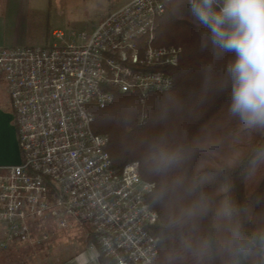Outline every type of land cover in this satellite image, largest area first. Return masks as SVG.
<instances>
[{
	"label": "built area",
	"instance_id": "1",
	"mask_svg": "<svg viewBox=\"0 0 264 264\" xmlns=\"http://www.w3.org/2000/svg\"><path fill=\"white\" fill-rule=\"evenodd\" d=\"M170 1L131 0L85 30L55 29L48 46L0 47L21 154L0 165L1 249L47 243L52 226L78 228L114 264H155L154 184L138 162L113 167L109 135L92 129V106L111 105L116 93L144 103L173 88L182 48L151 43Z\"/></svg>",
	"mask_w": 264,
	"mask_h": 264
},
{
	"label": "trees",
	"instance_id": "2",
	"mask_svg": "<svg viewBox=\"0 0 264 264\" xmlns=\"http://www.w3.org/2000/svg\"><path fill=\"white\" fill-rule=\"evenodd\" d=\"M205 32L193 22L186 0L166 3L151 43L182 48L178 66L170 70L173 88L149 95L144 103L139 95L116 93L111 105L92 106V129L109 135L106 149L114 168L138 162L141 178L154 184L147 201L159 215L153 228L159 238L155 264H264V179L255 189L245 185L247 161L254 148L264 145V129H245L229 114L226 64L235 54L217 53L210 42L202 47ZM161 150L179 156L177 166L166 173L156 171L152 159ZM224 185L227 193L221 191ZM162 192L167 193L163 198ZM200 192L213 205L230 197L239 209L233 221L217 225L209 213L174 225ZM234 228L239 229L237 238L232 237ZM209 234L227 237V243L197 247ZM87 241L97 247V264H114L94 236Z\"/></svg>",
	"mask_w": 264,
	"mask_h": 264
},
{
	"label": "clouds",
	"instance_id": "3",
	"mask_svg": "<svg viewBox=\"0 0 264 264\" xmlns=\"http://www.w3.org/2000/svg\"><path fill=\"white\" fill-rule=\"evenodd\" d=\"M185 0H181V5ZM193 22L207 29L202 33V47L209 42L217 53H234V59L226 64L230 78L228 112L239 120L245 129H264V0H186ZM155 169L166 173L176 167L179 156L172 151L161 150L152 157ZM264 165V145L253 149L247 167L254 173ZM229 186L221 191L227 193ZM167 193L162 192L161 198ZM239 209L226 196L211 204L206 193L200 192L193 203L182 209L173 223L194 220L211 213L215 224L233 221ZM239 236L234 228L232 237ZM227 237L209 234L197 247L212 249L227 243ZM264 242V236L260 237ZM243 250V249H241Z\"/></svg>",
	"mask_w": 264,
	"mask_h": 264
},
{
	"label": "rangeland",
	"instance_id": "4",
	"mask_svg": "<svg viewBox=\"0 0 264 264\" xmlns=\"http://www.w3.org/2000/svg\"><path fill=\"white\" fill-rule=\"evenodd\" d=\"M44 1L39 14L27 13L22 22L5 24L0 31V47L51 45L53 30L61 29L66 36L72 31L85 30L91 22L102 21L112 10L131 0ZM25 4L24 1L22 5ZM140 119L144 120L145 117L141 116ZM263 179L264 165H261L254 173L249 171L245 185L255 189ZM50 231L53 238L39 246L15 244L8 249L0 248V264H97L98 252L91 249L84 230H58L52 226Z\"/></svg>",
	"mask_w": 264,
	"mask_h": 264
},
{
	"label": "crops",
	"instance_id": "5",
	"mask_svg": "<svg viewBox=\"0 0 264 264\" xmlns=\"http://www.w3.org/2000/svg\"><path fill=\"white\" fill-rule=\"evenodd\" d=\"M24 1L26 4L23 6ZM40 2L41 7L39 6ZM42 4H45L44 0H0V31L4 29L7 22L13 24L22 22L27 13L28 15L39 14ZM20 161L21 154L10 96L6 85L0 84V165H14Z\"/></svg>",
	"mask_w": 264,
	"mask_h": 264
}]
</instances>
